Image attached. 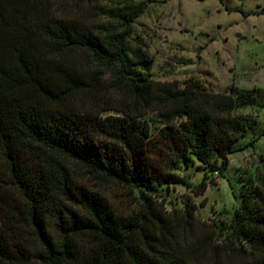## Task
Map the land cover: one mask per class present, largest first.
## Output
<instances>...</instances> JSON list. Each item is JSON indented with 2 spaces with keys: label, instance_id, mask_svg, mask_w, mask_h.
Here are the masks:
<instances>
[{
  "label": "trees",
  "instance_id": "trees-1",
  "mask_svg": "<svg viewBox=\"0 0 264 264\" xmlns=\"http://www.w3.org/2000/svg\"><path fill=\"white\" fill-rule=\"evenodd\" d=\"M36 1L0 0V264H264V172L217 223L200 220L194 205L168 211L158 201L159 187L181 182L175 172L191 156L219 158L223 174L244 131L234 112L255 97L133 78L128 38L142 6L115 11L116 28H90L44 17ZM75 53L95 70L83 71ZM106 76L153 108L155 134L123 102L59 108L96 93ZM73 165L123 185L133 207L107 204ZM206 188L204 176L192 189Z\"/></svg>",
  "mask_w": 264,
  "mask_h": 264
},
{
  "label": "rangeland",
  "instance_id": "rangeland-1",
  "mask_svg": "<svg viewBox=\"0 0 264 264\" xmlns=\"http://www.w3.org/2000/svg\"><path fill=\"white\" fill-rule=\"evenodd\" d=\"M35 5L44 17L70 18L90 28H116L111 18L115 11L142 6L128 38L133 78L152 82L155 88L158 85L154 83H165L182 89L192 82L203 94L235 97L233 87L255 97L254 105L234 112L244 131L232 144L237 150L227 155L228 165L222 175L216 169L219 158L206 157L200 162L191 156L180 162L175 172L181 182L159 187L158 201L168 211L194 205L199 219L207 223L225 220L238 210L255 174L264 172V0H37ZM72 57L83 71L95 70L84 54ZM119 102L136 110L153 134L158 131L159 119L153 108L118 90L108 76L96 93L78 95L59 108L83 111L98 106L99 110ZM73 167L80 182L98 192L107 204L133 207L135 197L123 185L88 174L79 165ZM204 176L207 188L195 195L192 188Z\"/></svg>",
  "mask_w": 264,
  "mask_h": 264
}]
</instances>
